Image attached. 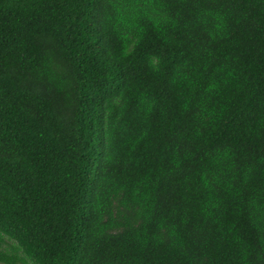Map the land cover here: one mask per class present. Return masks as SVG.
<instances>
[{
    "label": "trees",
    "instance_id": "trees-1",
    "mask_svg": "<svg viewBox=\"0 0 264 264\" xmlns=\"http://www.w3.org/2000/svg\"><path fill=\"white\" fill-rule=\"evenodd\" d=\"M0 264H264V0H0Z\"/></svg>",
    "mask_w": 264,
    "mask_h": 264
}]
</instances>
